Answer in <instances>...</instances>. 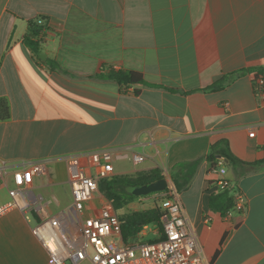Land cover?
<instances>
[{
	"label": "crops",
	"instance_id": "crops-1",
	"mask_svg": "<svg viewBox=\"0 0 264 264\" xmlns=\"http://www.w3.org/2000/svg\"><path fill=\"white\" fill-rule=\"evenodd\" d=\"M39 17L45 32L32 38L35 52L25 39ZM110 67L138 72L145 84L125 91ZM261 72L264 0H0V101L8 106L0 165L46 161L31 189L56 213L72 200L71 157L85 163L90 152L109 150L114 176L158 169L172 183L174 167L201 159L178 193L203 259L264 264V99L253 90ZM221 141L237 159L259 162L238 176L225 161L245 196L238 226L236 211L208 207L217 189L205 156ZM13 185L9 172L0 206ZM93 200L106 204L101 192ZM93 200L88 215L99 209ZM32 221L18 209L0 215V264L46 263Z\"/></svg>",
	"mask_w": 264,
	"mask_h": 264
},
{
	"label": "built area",
	"instance_id": "built-area-1",
	"mask_svg": "<svg viewBox=\"0 0 264 264\" xmlns=\"http://www.w3.org/2000/svg\"><path fill=\"white\" fill-rule=\"evenodd\" d=\"M35 23L36 36L41 39L44 19L39 17ZM253 90L264 99V72L254 77ZM114 158L109 150L90 152L85 163L76 156L69 158L67 179L72 200L56 213L37 201L31 189L32 179L46 174V161L25 162L16 167L2 163L0 186L9 172L14 185L9 190V200L0 206V215L18 209L34 221L32 232L47 251L45 264H207L171 180L162 200V232L154 240L123 242L119 215L108 199L93 214H86V204L100 192L99 183L114 176ZM132 158L138 162L141 156L134 154ZM209 173L216 177L210 182L217 191L230 190L235 208L244 210L245 196L231 184L222 157L211 162Z\"/></svg>",
	"mask_w": 264,
	"mask_h": 264
},
{
	"label": "trees",
	"instance_id": "trees-1",
	"mask_svg": "<svg viewBox=\"0 0 264 264\" xmlns=\"http://www.w3.org/2000/svg\"><path fill=\"white\" fill-rule=\"evenodd\" d=\"M30 27L31 31L29 37H27L25 41L35 52H39L38 41H33L32 39L38 33L37 25L32 22L30 23ZM108 75L122 85L125 91L130 90L135 84H145L143 76L134 71L125 72L110 67ZM133 92L138 93V90L134 89ZM6 117H8V106L5 101H0V118ZM218 157H222L226 160L228 163L227 165L231 166L238 176L243 175L245 171L247 172L259 163H248L237 159L226 145V141L211 145L209 152L205 156V158L211 162L215 161ZM200 160L201 159H196L188 163H183L171 170V177L177 192H180L188 185ZM242 166H245L246 168L244 167L243 170H240L239 168ZM162 177L163 175L158 169H153L148 173L138 174L136 176L115 175L108 180L101 181L99 183V190L106 199L111 201L113 208L117 211L137 197L126 191L127 186L146 184ZM165 192L166 191H162L153 194H159L158 197L162 202L165 198ZM208 207L212 211L219 212L223 216H227L229 213L236 211L237 214L232 218L235 226H238L242 221L244 210L235 208V201L230 194V190L211 193L208 198ZM163 213V207L154 206L147 210L136 211L123 215L121 218L119 217L121 221L120 231L123 242L127 243L131 242V239H135L136 235L145 225L154 224L158 227L159 231L162 232Z\"/></svg>",
	"mask_w": 264,
	"mask_h": 264
},
{
	"label": "rangeland",
	"instance_id": "rangeland-1",
	"mask_svg": "<svg viewBox=\"0 0 264 264\" xmlns=\"http://www.w3.org/2000/svg\"><path fill=\"white\" fill-rule=\"evenodd\" d=\"M67 200H70V192L66 193ZM93 202L98 206L99 204L97 200H93ZM154 206H160L162 207V202L159 199V197H155L152 194L146 195V196H140L136 197L135 199L131 200L128 204H126L121 209L117 210V214L121 218L123 215L130 214L136 211H142L147 210L150 208H153ZM51 207H56V204L54 201L51 202ZM57 210V209H56ZM58 211V210H57ZM92 211V206L90 205V202L86 204V214L88 215L89 212ZM34 224V221H32ZM160 231L158 227L154 224L147 225L146 228H142L141 234H137L135 239H131L130 241H151L156 239L160 235Z\"/></svg>",
	"mask_w": 264,
	"mask_h": 264
},
{
	"label": "water",
	"instance_id": "water-1",
	"mask_svg": "<svg viewBox=\"0 0 264 264\" xmlns=\"http://www.w3.org/2000/svg\"><path fill=\"white\" fill-rule=\"evenodd\" d=\"M42 54L43 53H40V56ZM168 185L169 181L167 177H162L146 184L129 185L126 187V191L133 196H145L156 192L165 191L168 188Z\"/></svg>",
	"mask_w": 264,
	"mask_h": 264
}]
</instances>
